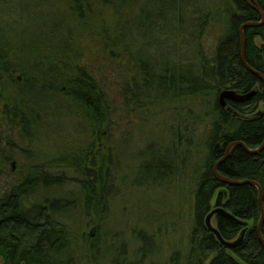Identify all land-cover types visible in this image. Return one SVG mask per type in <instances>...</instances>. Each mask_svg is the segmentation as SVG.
Returning <instances> with one entry per match:
<instances>
[{
    "label": "trees",
    "instance_id": "trees-1",
    "mask_svg": "<svg viewBox=\"0 0 264 264\" xmlns=\"http://www.w3.org/2000/svg\"><path fill=\"white\" fill-rule=\"evenodd\" d=\"M60 1L64 13L62 27L55 26L49 31L44 21L33 27L26 40L28 45L22 44L24 50H29V57L24 59L22 53L17 56L13 51L19 59L15 69L11 61L13 46L0 40L3 113L8 126L18 127L22 138L31 141L38 129L55 115L59 104L51 105L48 100L58 97L63 86L67 102L78 107L79 114L90 122L95 140L84 154L69 152L70 155L65 153L52 162L30 164L27 159L37 160L38 155L22 149L19 152L26 161L19 160L11 140L0 133V167L5 168L14 160L25 167V173L15 182L6 181V172L0 169V264H98L100 260L99 247L92 246L85 259L76 256L79 245L75 247V239L64 221L68 200L39 197L40 192L62 188L68 183L65 176L45 174L49 166L57 164L73 169L82 177L81 181L75 180L79 181L87 210L104 212L107 208L111 172L117 168L113 150L107 149L109 142L101 133L104 127L110 132L117 107L109 100L104 79L79 64L83 51L79 43L82 38L96 34L112 59L118 58L117 50L128 52L130 63L139 72L122 87L129 104L139 107L152 98L171 103L191 99L206 108V116L213 119L204 142L202 173L193 188L187 250L175 251L167 264H264V246L258 235L262 219L259 189L243 184L254 182L261 187L264 209V149L253 153L264 145V83L245 68L241 40L243 26L260 22L258 12L244 0H211L214 7L210 19L221 25V35L207 53L200 38L209 16L194 18L195 3L190 0H146V9L141 10L139 20L125 17L126 5L132 8L134 0L128 4L126 0ZM255 1L264 12V0ZM147 3L155 6L153 12L148 11ZM184 8L190 21L187 30L181 29ZM97 10L112 11L113 24L96 14ZM61 33L66 37L62 38ZM243 33L246 62L264 76V25L248 27ZM136 34L151 48L166 46L175 53L180 45L187 54L191 51V55L181 58L170 55L166 63L154 67L151 58L136 53ZM143 44L142 50L146 47ZM18 73L23 76V84L13 80ZM12 88L18 90L11 93ZM227 90L240 95L255 91L256 96L244 105L228 102L227 108H222L219 95ZM4 91L8 92L4 94ZM1 142H5L4 147ZM233 143H243L252 153L240 146L231 150L218 168L221 177L237 184L227 185L217 180L214 168ZM216 209H224L246 224L238 225L221 214L214 217L215 227L226 242L238 240L246 231L243 241L235 248L224 247L206 227L207 216ZM261 237L264 241V222Z\"/></svg>",
    "mask_w": 264,
    "mask_h": 264
},
{
    "label": "rangeland",
    "instance_id": "rangeland-1",
    "mask_svg": "<svg viewBox=\"0 0 264 264\" xmlns=\"http://www.w3.org/2000/svg\"><path fill=\"white\" fill-rule=\"evenodd\" d=\"M126 1L128 4L130 0ZM190 3H195V12H198H194V18L209 16L200 38L209 53L221 35V25L210 19L214 5L211 0H190ZM145 7L146 0H134L132 8L126 5V19L139 20ZM154 7L147 3L148 11L153 12ZM183 11L181 29L187 30L189 14L185 8ZM96 14L103 15L108 24H113L112 11L97 10ZM63 17L60 0H0V40L13 46L10 48L12 59H15H11L14 62L12 68L15 69L14 65L19 61L16 54L22 53L24 59L29 57V50H24L22 44L28 45L26 40L32 28L40 26L43 21L49 31L55 26L62 27ZM66 26L71 27L70 24ZM44 31L48 34L46 29ZM136 35V53L143 58H151L154 67L166 63L170 55H179L180 58L191 55V51L187 54L185 47L180 45L175 53H172L175 50H167L166 46L151 48ZM54 37L57 39L59 36ZM61 37L66 35L61 33ZM142 44L146 46L143 50ZM79 45L83 50L80 66L104 79L109 100L117 107L110 132L104 127L101 133L102 138L109 142L107 149L113 150L117 170L111 172V190L104 212L85 208L79 184L82 177L73 169L57 164L49 166L45 174L65 176L68 183L62 188L40 192L39 197L68 200L69 205L63 212L66 215L64 221L75 239V247L79 245L76 256L87 258L93 246L99 247L98 264H139L142 260H145L144 264H167L175 251L187 250L193 188L202 173L206 153L204 142L213 119L206 116V108L191 99L171 103L152 98L147 102L141 101L139 107L129 104L122 87L139 72L130 63L128 52L117 50L115 56L118 58L112 59L97 34L82 38ZM13 77L14 81L23 84L22 74ZM12 86L16 88V83ZM15 88L11 93L18 90ZM65 92L66 88L62 86L60 95L48 100L51 105L59 104L55 113L58 116L53 115L31 141L22 138L18 127L8 126L3 113L4 102L0 98V133L11 140L13 149H16L15 157L19 160L26 161L19 152L22 149L38 155L37 160L27 159L30 164L44 160L52 162L69 152L81 155L95 140L90 122L79 114L78 107L67 102ZM1 146L4 147L5 142H1ZM0 169L8 173L4 177L9 182L20 180V175L25 173V167L16 160ZM214 206L215 203L212 204ZM212 225L216 226L214 218Z\"/></svg>",
    "mask_w": 264,
    "mask_h": 264
},
{
    "label": "water",
    "instance_id": "water-1",
    "mask_svg": "<svg viewBox=\"0 0 264 264\" xmlns=\"http://www.w3.org/2000/svg\"><path fill=\"white\" fill-rule=\"evenodd\" d=\"M246 1L251 7H253L257 12L258 14L260 15V22L258 23H255V24H248V25H245L242 27L241 29V40H242V61H243V64L245 66V68L251 72L253 75H255L256 77H258L260 79V81H262L264 83V76L258 72H255L254 70H252L249 65L247 64L246 62V55H245V39H244V30L248 27H261L264 25V12L262 11V9L260 8V6L258 5V3L255 1V0H244ZM256 96V92L253 91L251 92L250 94L248 95H240L238 93H236L235 91H223L222 93H220L219 95V103L221 105L222 108H227V103L230 102V103H234V104H241V105H244L248 102H250L254 97ZM237 146H240L242 147L246 152H249V153H252L243 143H233L232 145H230L226 151V155L225 157L219 161L217 163V165L215 166L214 168V174H215V177L217 178L218 181L224 183V184H227V185H237L235 184L233 181L229 180V179H225L223 177H221L218 173V168L221 164H223L229 157L230 155V152L233 148L237 147ZM264 149V145L258 149L257 151L253 152V153H258L260 151H262ZM243 184H251V185H255L258 189H259V193H260V207H261V213H262V219H261V223L259 225V228H258V235H259V239L262 243V245L264 246V241L261 237V228H262V224L264 222V209H263V205H262V200H263V192H262V189L259 185H257L256 183L254 182H246V183H243ZM217 214H221L229 219H232V220H235V218L228 214L224 209H216L214 211H212L206 218V227L207 229L209 230L210 233L214 234L218 241L226 248H229V249H232V248H235L236 246H238L244 239V236H245V233L246 231L244 230L239 239L234 241V242H226L222 239V237L220 236L218 230L216 227H214L212 225V220L213 218L217 215ZM236 223L238 225H241V226H246V224L242 223V222H239L238 220H235ZM94 231L95 229L92 231L91 233V236H93L94 234Z\"/></svg>",
    "mask_w": 264,
    "mask_h": 264
}]
</instances>
